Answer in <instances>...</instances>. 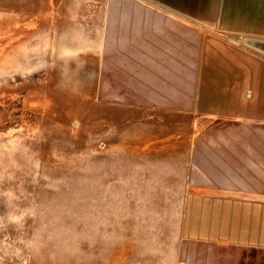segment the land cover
Here are the masks:
<instances>
[{
	"label": "rangeland",
	"instance_id": "rangeland-1",
	"mask_svg": "<svg viewBox=\"0 0 264 264\" xmlns=\"http://www.w3.org/2000/svg\"><path fill=\"white\" fill-rule=\"evenodd\" d=\"M188 24L146 0H0V264L199 262L178 229L193 157L264 200V85L262 121L200 118ZM213 250L201 264L240 255Z\"/></svg>",
	"mask_w": 264,
	"mask_h": 264
},
{
	"label": "crops",
	"instance_id": "crops-1",
	"mask_svg": "<svg viewBox=\"0 0 264 264\" xmlns=\"http://www.w3.org/2000/svg\"><path fill=\"white\" fill-rule=\"evenodd\" d=\"M146 1L203 34L195 113L203 120L240 122L254 115L253 120L262 121L263 113L258 115L250 103L258 98L247 92L264 85V57L250 51L246 41H264V0ZM196 160L189 164L178 227L181 244L201 258L193 264L203 263L213 249L226 258L233 250L240 252L235 264H264V200L232 193L243 182L233 180L231 166L212 168Z\"/></svg>",
	"mask_w": 264,
	"mask_h": 264
},
{
	"label": "water",
	"instance_id": "water-1",
	"mask_svg": "<svg viewBox=\"0 0 264 264\" xmlns=\"http://www.w3.org/2000/svg\"><path fill=\"white\" fill-rule=\"evenodd\" d=\"M246 45L264 53V41L247 40Z\"/></svg>",
	"mask_w": 264,
	"mask_h": 264
}]
</instances>
